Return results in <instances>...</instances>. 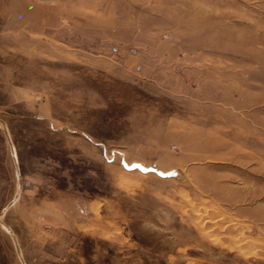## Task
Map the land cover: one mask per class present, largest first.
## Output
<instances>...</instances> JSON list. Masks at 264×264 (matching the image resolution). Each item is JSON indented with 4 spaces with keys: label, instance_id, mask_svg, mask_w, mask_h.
Listing matches in <instances>:
<instances>
[{
    "label": "rangeland",
    "instance_id": "374dc122",
    "mask_svg": "<svg viewBox=\"0 0 264 264\" xmlns=\"http://www.w3.org/2000/svg\"><path fill=\"white\" fill-rule=\"evenodd\" d=\"M0 264H264V0H0Z\"/></svg>",
    "mask_w": 264,
    "mask_h": 264
},
{
    "label": "bare ground",
    "instance_id": "6f19581e",
    "mask_svg": "<svg viewBox=\"0 0 264 264\" xmlns=\"http://www.w3.org/2000/svg\"><path fill=\"white\" fill-rule=\"evenodd\" d=\"M204 209H207V207L206 208H204ZM197 212V211H196ZM199 212V211H198ZM199 216V215H198ZM220 217V216H219ZM198 218V217H197ZM206 219V218H205ZM231 222V221H230ZM213 228V227H212ZM215 234V233H214ZM239 235H241V234H239ZM235 237V236H234ZM237 237V236H236ZM237 240V239H236ZM238 242V241H237ZM245 244V243H244ZM249 244V243H248ZM250 244H252V242L250 243ZM251 246V245H250Z\"/></svg>",
    "mask_w": 264,
    "mask_h": 264
},
{
    "label": "water",
    "instance_id": "95a60500",
    "mask_svg": "<svg viewBox=\"0 0 264 264\" xmlns=\"http://www.w3.org/2000/svg\"><path fill=\"white\" fill-rule=\"evenodd\" d=\"M167 175V174H166Z\"/></svg>",
    "mask_w": 264,
    "mask_h": 264
}]
</instances>
